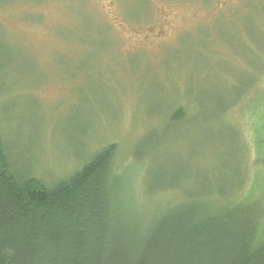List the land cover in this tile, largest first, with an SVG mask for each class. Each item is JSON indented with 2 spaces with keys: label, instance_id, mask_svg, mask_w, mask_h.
<instances>
[{
  "label": "rangeland",
  "instance_id": "1",
  "mask_svg": "<svg viewBox=\"0 0 264 264\" xmlns=\"http://www.w3.org/2000/svg\"><path fill=\"white\" fill-rule=\"evenodd\" d=\"M0 133L47 186L114 145L131 228L244 178L264 241V0H0Z\"/></svg>",
  "mask_w": 264,
  "mask_h": 264
},
{
  "label": "trees",
  "instance_id": "2",
  "mask_svg": "<svg viewBox=\"0 0 264 264\" xmlns=\"http://www.w3.org/2000/svg\"><path fill=\"white\" fill-rule=\"evenodd\" d=\"M114 154L107 146L47 186L14 168L0 133V264H264L256 212L232 200L244 178L228 195L162 205L131 228L116 210Z\"/></svg>",
  "mask_w": 264,
  "mask_h": 264
}]
</instances>
